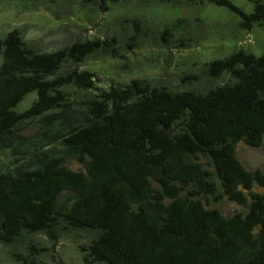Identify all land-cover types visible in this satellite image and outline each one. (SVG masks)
Here are the masks:
<instances>
[{
    "label": "trees",
    "instance_id": "trees-1",
    "mask_svg": "<svg viewBox=\"0 0 264 264\" xmlns=\"http://www.w3.org/2000/svg\"><path fill=\"white\" fill-rule=\"evenodd\" d=\"M124 1L98 3L106 12ZM194 1L227 8L248 30L264 24V0L251 13L232 0ZM113 44L44 51L15 29L0 37V144L23 142L38 120L60 113L69 88L93 92L88 118L47 145L48 164L16 176L0 169V245L44 234L56 250L67 224L100 232L88 253L102 264H264V170L250 171L238 155L243 144L264 149V53L208 63L211 78L232 81L206 92L146 79L104 90L82 66ZM225 200L239 209L225 214Z\"/></svg>",
    "mask_w": 264,
    "mask_h": 264
},
{
    "label": "rangeland",
    "instance_id": "rangeland-1",
    "mask_svg": "<svg viewBox=\"0 0 264 264\" xmlns=\"http://www.w3.org/2000/svg\"><path fill=\"white\" fill-rule=\"evenodd\" d=\"M232 1L251 13L257 0ZM98 2L0 0V37L15 29L28 45L44 51L86 40L116 38L112 49H97L82 66L96 72L98 85L104 90L110 85L124 87L135 79H146L174 91L206 92L232 81L230 75L211 78L207 74L208 63L241 50L257 56L264 53V24L256 23L248 30L241 17L227 8L209 3L199 5L194 0H175L161 7L152 0H125L102 12ZM192 76L197 80L188 83ZM67 91L70 101L60 113L38 120L24 133L23 142L0 144V169L16 176L48 164L50 156L44 153L47 145L60 144L66 127L88 118L87 102L93 92L76 88ZM238 155L250 171L264 170V149L243 144ZM69 166L80 168L75 160H70ZM219 207L225 214L239 209L227 200ZM67 229V224L58 228V235L63 233L56 250L44 234L31 243L23 241V245H0V264H102L88 253V246L98 239L100 232ZM40 249L46 251L39 252Z\"/></svg>",
    "mask_w": 264,
    "mask_h": 264
}]
</instances>
